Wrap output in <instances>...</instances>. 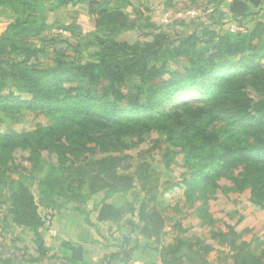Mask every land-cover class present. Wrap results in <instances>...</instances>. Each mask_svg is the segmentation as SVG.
<instances>
[{"label":"trees","instance_id":"trees-1","mask_svg":"<svg viewBox=\"0 0 264 264\" xmlns=\"http://www.w3.org/2000/svg\"><path fill=\"white\" fill-rule=\"evenodd\" d=\"M42 1L0 0V6L9 9L13 16L0 35V112L13 114L22 108L41 112L45 108L49 118L56 122V128L38 127L28 134L0 131V184L8 181L9 212L18 225L31 230L39 255H44L47 250L41 235L40 207L48 208L55 198L77 201L85 186L91 194L119 193L131 189L140 180L151 179L153 173L149 169H141L139 174L125 167L129 161L125 153L98 158L83 156L89 150L87 143L112 147L120 144L121 138L142 136L152 128H158L161 133L173 126L168 134L180 133L176 138L180 140L191 136L195 141L190 145L191 151L207 152L210 159L206 160L205 166L209 167L212 162L221 160L216 152L221 154L224 145L218 135L231 127V135L226 139L229 141L235 136L236 143L233 148L230 145L225 148L240 152L235 156L244 171L236 184L242 190L248 185H239L241 182H252V187H257L252 194L264 198V38L261 37L262 30H258L263 27L262 23H257L248 34L237 33L209 47L198 44L194 30L174 38L178 41L176 45L167 42L169 36L164 33L131 45L115 37L98 38L99 50L94 59L81 62L57 58L52 67H43L38 60L45 49L38 40L34 41L46 27L41 14ZM47 1L53 2V10L58 12L75 2ZM82 1L87 3L88 14L95 17L94 28L105 34L117 35L135 25L133 21L127 22L130 18L127 13L102 7L103 3L123 0ZM258 4L259 0H231L228 12L243 17ZM37 15L42 20L40 29L35 27ZM73 24L71 21L58 24L57 28L76 35ZM59 43V39L53 41L52 47ZM52 52L63 55L65 49H53ZM176 57L184 60L180 68L173 65ZM63 82L69 84L66 89L61 85ZM184 94L193 95L195 99L174 100ZM22 95L29 97L23 99ZM82 101L97 102L102 108H97L95 114L90 108L69 110L70 103L80 105ZM58 104L65 105L67 118L59 119L61 109ZM75 115L82 118L76 124ZM95 115L103 119L96 117L98 120L94 121ZM214 121H225V125L216 129ZM62 134L66 135L63 140ZM244 136L249 141L239 140ZM17 148L27 151L25 159L30 163L32 173L27 182L21 171L17 178L6 174L22 169L19 164H14L13 152ZM156 148H159L158 143L149 147ZM43 151L48 155L54 153L57 158L55 162L50 161L44 175L39 176L36 171ZM142 188L147 190L145 186ZM162 194L161 191L160 196ZM263 198L260 200L264 201ZM96 219L124 220L128 231L153 239L154 243L159 242L165 226L158 210L155 207L149 210L145 205H141L139 212L141 227L133 219L124 218L121 207L109 203L101 204ZM231 235L237 236L235 232ZM182 243L161 249V261L164 264H191L193 259L182 251ZM68 249L71 257L64 258L65 262L78 264L82 260L80 248L69 245ZM210 250L205 247L203 252ZM231 250L232 264H264V258L251 251L248 241L232 242ZM117 254L109 255V261L100 264H109ZM21 256L19 262L28 260ZM130 257L131 254H127L123 260L126 262Z\"/></svg>","mask_w":264,"mask_h":264},{"label":"rangeland","instance_id":"rangeland-1","mask_svg":"<svg viewBox=\"0 0 264 264\" xmlns=\"http://www.w3.org/2000/svg\"><path fill=\"white\" fill-rule=\"evenodd\" d=\"M74 1L59 12L53 10V2L47 0L41 2V14L46 27L34 40H38L39 45L42 43L45 49L39 55V65L52 67L57 58L65 61L75 59L81 62L92 60L99 50L98 38L113 39L115 37L131 45L152 40L155 35L164 33L169 36L167 42L176 45L178 41L174 38L194 30L198 44L209 47L225 37L237 33H250L257 23L263 24V27L258 30H262L261 37L264 38V0H259V4L252 6L243 17L232 16L228 12V0H123L103 3V8L119 9L127 13L130 17L127 22L133 21L135 24L117 35H108L102 30L95 29V17L88 14L87 3L82 0ZM4 8L3 5L0 6V29L3 26L1 18L7 17ZM9 14L12 16L10 10ZM35 20V27L40 29L42 20L38 15ZM70 21L75 23L73 25L76 35H70L63 29L57 28L58 24L65 25ZM58 39L60 43L53 48V41ZM53 49H65V54L56 55L52 52ZM183 63L184 60L181 57H176L173 65L180 68ZM262 63L264 65V60ZM61 85L65 89L69 86L66 82ZM28 97V95H22L23 99ZM194 99L195 96L190 94L174 98L177 102ZM58 106L61 109L59 119L67 118L68 111L65 110V105L58 104ZM68 107L69 110L74 107L77 110L90 108L94 114L97 108H102L97 105V102L87 101H82L80 105L70 103ZM44 109L41 112L40 110L31 112L22 108L13 114L0 112V131L6 134H28L38 127L56 128L55 120H51ZM96 117L103 119L95 115L94 121L98 120ZM73 119L75 124L82 120L78 115L73 116ZM212 123L216 129L225 125V121ZM171 129L173 126L159 133L158 128H152L149 133L142 136L121 138V143L112 147H100L93 142L87 143L89 150L85 151L83 156L98 158L125 153L129 156L125 167L139 174L140 171L149 169L153 173L151 179L140 180L131 189L119 193L101 191L91 194L85 186L82 196L77 201L55 198L48 208L40 207L38 210L43 221L41 231H121V228L128 231L123 224L124 220L97 222L95 217L99 207L103 203L121 207L124 218L138 222L140 207L145 205L149 210L155 207L164 218L163 235L158 243L155 242L162 249H168L183 241L182 251L190 255L197 264H206V256L212 264H228L231 260L229 254L232 251L231 243L245 240L250 243V249L255 255L264 258V201L260 200L263 197L258 198L252 194L257 189L252 187V182H241L239 185H245V183L248 185L242 190H239L236 184L244 171L243 165L238 161L239 158L235 156L240 152L225 148V145L233 148L236 143L235 136L229 141L226 139L231 135V127L222 130L218 135L224 145L221 148V154L216 152V156L220 155L221 160L212 162V166L209 167L205 166L206 160L210 159L207 152L191 151L190 145L195 143L192 137L176 139L180 137V133L169 135L168 132ZM65 137L66 135L62 134L61 139ZM245 139L248 140L245 136L239 138L240 141ZM153 143H158L159 148L149 149ZM13 156L14 164H19L23 171L19 168L17 172L6 174L17 178L21 171L22 178H27V182L28 177L32 175L29 171L31 165L25 159L27 151L17 148ZM56 158L54 153L48 155L46 151H43L36 175H44L48 163L55 162ZM201 170L202 174H195ZM193 172L194 174H191ZM9 186L8 181L0 184V234L1 231H19L17 233H20L26 245L30 244L32 247V243L28 240L32 235L31 230L18 225L9 212ZM143 186L147 190H144ZM161 191L162 196H160ZM154 196L156 198H152ZM46 213L51 215L50 224L44 223L43 218ZM58 214L61 215L60 218L57 217ZM69 221H72V225L65 226L64 223ZM138 225L141 227L142 223L138 222ZM231 232H235L237 236L233 237ZM205 247H210L214 251L207 255L208 252H203ZM18 254L25 256L26 251L24 250V253L19 251Z\"/></svg>","mask_w":264,"mask_h":264},{"label":"crops","instance_id":"crops-1","mask_svg":"<svg viewBox=\"0 0 264 264\" xmlns=\"http://www.w3.org/2000/svg\"><path fill=\"white\" fill-rule=\"evenodd\" d=\"M228 0L227 6H229ZM6 16L1 18L0 34L5 30L8 24L12 21L13 16H10L9 9L4 8ZM4 15V14H3ZM60 31V30H59ZM65 33L70 34L68 31ZM61 217L60 214L57 215ZM97 218V215L96 217ZM81 220V219H80ZM97 221V220H96ZM103 222V221H97ZM72 225V221L64 223ZM83 228V227H82ZM85 229L87 227L85 226ZM88 230V229H87ZM121 231H41L44 247L47 249L44 255H39L36 251V246L33 242V234L28 239L32 243L26 245L19 231H1L0 234V264L4 260H8L6 264H73L66 263L64 258H70L71 253L68 246L80 248L82 260L78 264H100L102 261H109V255L118 253L115 258L110 260L109 264H129L130 261H137L139 264H164L160 258L161 246L153 242V239H146L137 232L126 231L121 228ZM31 232V231H30ZM27 248V249H24ZM30 250H29V249ZM33 249V250H32ZM25 262H19L21 255L18 252L24 253ZM132 250V253L129 251ZM212 251L208 252L209 255ZM131 254L128 261L125 262V256ZM230 261L233 263L232 252ZM206 264H212L210 259L205 257ZM191 264H197L195 260ZM214 264V263H213Z\"/></svg>","mask_w":264,"mask_h":264},{"label":"built area","instance_id":"built-area-1","mask_svg":"<svg viewBox=\"0 0 264 264\" xmlns=\"http://www.w3.org/2000/svg\"><path fill=\"white\" fill-rule=\"evenodd\" d=\"M164 20H166V19H164ZM43 219H44V223L45 224H50V222H51V215L49 213H46V214H44V218ZM129 264H139V262H137V261H130Z\"/></svg>","mask_w":264,"mask_h":264}]
</instances>
